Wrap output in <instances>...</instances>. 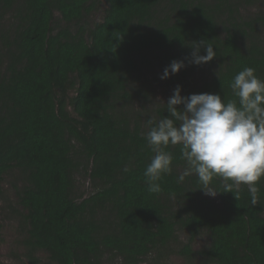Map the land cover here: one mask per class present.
<instances>
[{
    "label": "trees",
    "instance_id": "16d2710c",
    "mask_svg": "<svg viewBox=\"0 0 264 264\" xmlns=\"http://www.w3.org/2000/svg\"><path fill=\"white\" fill-rule=\"evenodd\" d=\"M104 1L93 22L98 0H0V201L3 176L16 170L19 209L9 208L19 215L27 258L36 264L40 250L55 264H94L103 254L137 263L179 228L191 237L206 230L205 263L264 264V178L256 205L246 185L238 199L232 192L211 199L194 174L178 182L186 165L171 145L162 190L150 193L143 177L153 155L147 121L169 115L178 85L182 96L219 94L226 102L244 67L264 79V0ZM256 1L263 8L244 15ZM201 40L216 56L190 63ZM173 60L186 66L161 79ZM153 83L168 90L164 99L144 119L142 111L130 119L133 102L149 104ZM80 169L95 186L81 198L73 191ZM222 183L211 185L223 191Z\"/></svg>",
    "mask_w": 264,
    "mask_h": 264
},
{
    "label": "clouds",
    "instance_id": "9594fccd",
    "mask_svg": "<svg viewBox=\"0 0 264 264\" xmlns=\"http://www.w3.org/2000/svg\"><path fill=\"white\" fill-rule=\"evenodd\" d=\"M201 48L205 55H200ZM192 49L190 63H207L216 56L214 45L204 40L193 42ZM185 66L183 60H173L160 78L168 79ZM229 87L234 98L225 102L219 94L182 96L178 85L166 103L169 115L147 121L143 135L153 155L143 177L150 193H159L163 177L172 173L171 145L179 146L186 165L178 182L194 174L205 195L232 192L237 199L240 186L246 185L252 205L258 203V184L264 178V79L244 67ZM217 177L223 191L211 185Z\"/></svg>",
    "mask_w": 264,
    "mask_h": 264
},
{
    "label": "rangeland",
    "instance_id": "374dc122",
    "mask_svg": "<svg viewBox=\"0 0 264 264\" xmlns=\"http://www.w3.org/2000/svg\"><path fill=\"white\" fill-rule=\"evenodd\" d=\"M105 8V1L98 0L96 9L89 16L93 22L99 21L102 18L103 10ZM263 8L262 3L259 1L253 4L243 6L241 11L244 15H251L256 10ZM55 15L58 14L55 12ZM196 82L201 81L203 77L199 73L195 75ZM153 95L149 98V104L146 103L145 108H141V102H133L129 106V111L126 112L130 119H134L138 111H142L143 119L151 111L152 106L158 101L163 100L167 94V89L162 83H153ZM70 111V107H67ZM18 172L13 170L3 176L1 186L3 189V200L0 201V264H33L26 256V248L23 244L24 231L20 226V219L18 213H14L9 204L17 206L16 195L14 186L17 187ZM95 186L91 182L88 173L82 169L76 171L73 175V191L76 196L85 197L94 190ZM208 196V195H207ZM216 200L215 197L208 196ZM186 229L177 228L174 233L173 240H170L165 246L161 247L158 251H151L149 254L143 256L137 263H127L119 256L103 254L102 258L94 264H208L205 263L202 255V249H205L209 244V236L206 230L200 231L195 236L191 237ZM184 245H189L192 253L184 255L181 253ZM35 258L36 264H55L43 251H36ZM212 264V263H209Z\"/></svg>",
    "mask_w": 264,
    "mask_h": 264
}]
</instances>
